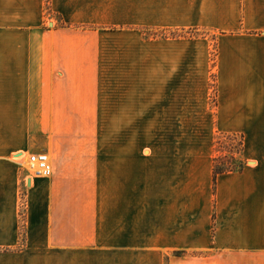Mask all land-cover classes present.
Here are the masks:
<instances>
[{
	"label": "crops",
	"instance_id": "1",
	"mask_svg": "<svg viewBox=\"0 0 264 264\" xmlns=\"http://www.w3.org/2000/svg\"><path fill=\"white\" fill-rule=\"evenodd\" d=\"M152 108L175 129L158 153L50 151L60 124L150 122ZM241 131L243 169L214 186V136ZM263 135L264 0H0V264H50L60 200L64 264H264ZM41 152L58 156L52 178L25 167Z\"/></svg>",
	"mask_w": 264,
	"mask_h": 264
},
{
	"label": "rangeland",
	"instance_id": "2",
	"mask_svg": "<svg viewBox=\"0 0 264 264\" xmlns=\"http://www.w3.org/2000/svg\"><path fill=\"white\" fill-rule=\"evenodd\" d=\"M49 1V0H48ZM139 31L145 37H158V36H177V35H190V36H206L210 34L205 30H187V31H163L161 29H148V28H138ZM145 32V34L143 33ZM215 49V43H212V53ZM214 80V79H213ZM214 83L211 82V89L209 91L210 94V107L213 106L215 101V90L212 87ZM111 93V92H104ZM150 93L151 98L149 100L150 103L157 104V96L159 92H147ZM102 102L104 104H110L111 100L109 97H105ZM148 102V101H147ZM157 107V105H156ZM151 118H153L150 122H134V123H111V122H95V123H66L60 124L58 128H56L55 134V144L50 148L51 149H62L69 151L71 153L69 157V161L72 163L78 162L80 156L77 155L78 152L83 153L84 150L87 152H92L90 155H87L86 158L88 162H94L96 159L97 152H110V149L113 147H134L136 152V157L138 153H141V156H148L151 152L158 153L160 147H164L169 145L170 142H174L175 129L174 124L163 123L157 121L158 118V109L152 108L150 112ZM180 132V131H179ZM172 133V135H170ZM232 133V132H227ZM235 133V132H233ZM237 136L231 137L232 140H228L222 137V145L219 147V152L230 156L233 154L234 157L241 158L244 161L242 151L241 155L236 152L237 144L239 141V135H243V150H244V142H245V134L243 131L236 132ZM217 134H215L214 139ZM234 138V139H233ZM261 144L264 146V135L261 139ZM213 148H214V140H213ZM147 150L149 153L147 154ZM215 155L217 154L215 152ZM82 155V154H81ZM214 155V156H215ZM48 157L55 158L53 163V174L49 177H42L44 179L52 178L53 175H57L58 171L56 169L58 156L52 155L48 152ZM157 157V155H156ZM17 158V157H15ZM84 158V155L81 156V159ZM28 161V159L25 158ZM138 161L136 160V163ZM29 163V162H28ZM31 163V162H30ZM245 163V161H244ZM248 164H251L249 162ZM25 161V167H26ZM31 167V165H30ZM28 167L27 171L34 178H37L34 175V167ZM35 170V169H34ZM85 170H79L76 168L70 171H64L66 178L71 179L72 184H76L80 174L84 173ZM97 173V172H96ZM88 179L95 178L94 170H87L86 174ZM31 179V177H29ZM28 178V179H29ZM55 209L52 211L53 214V232L50 235V264H64L63 262V252H62V217H63V203L60 201H56L53 204ZM68 205V204H67ZM73 208L71 207V210ZM25 217V206L24 204L20 207V232H21V241H25V233H24V218ZM25 243V242H24ZM18 248V247H17ZM7 251V249H0L1 251ZM8 252V251H7Z\"/></svg>",
	"mask_w": 264,
	"mask_h": 264
},
{
	"label": "trees",
	"instance_id": "3",
	"mask_svg": "<svg viewBox=\"0 0 264 264\" xmlns=\"http://www.w3.org/2000/svg\"><path fill=\"white\" fill-rule=\"evenodd\" d=\"M145 34V32H143ZM216 103V102H215ZM236 133H227V132H218L215 139H214V149L217 153L213 158V165H212V180L213 184L215 186L217 176L223 173L228 172H235V171H241L244 166V161L241 158L234 157L233 154H230V156H227L226 154H223L222 152H219V147L222 145V137L232 140L231 137H236ZM239 141L236 149V152L241 155L243 151V135H239ZM233 138V139H234ZM182 254V251H175L174 255L179 256Z\"/></svg>",
	"mask_w": 264,
	"mask_h": 264
},
{
	"label": "built area",
	"instance_id": "4",
	"mask_svg": "<svg viewBox=\"0 0 264 264\" xmlns=\"http://www.w3.org/2000/svg\"><path fill=\"white\" fill-rule=\"evenodd\" d=\"M31 160H35L37 162L35 176L47 177L51 172V164L48 157V154L45 152L38 153L34 156L30 157Z\"/></svg>",
	"mask_w": 264,
	"mask_h": 264
},
{
	"label": "bare ground",
	"instance_id": "5",
	"mask_svg": "<svg viewBox=\"0 0 264 264\" xmlns=\"http://www.w3.org/2000/svg\"><path fill=\"white\" fill-rule=\"evenodd\" d=\"M30 162H31V163H30ZM30 162H29V163L27 162L26 165H27L28 167H30V165H31V167H34V169L36 170L35 167H36V165H37V162H36L35 160H31V159H30ZM31 167H30V168H31ZM34 169H32V170L35 172ZM51 171H52V169H51ZM50 174H51V172L49 173V175H50ZM49 175H48V176H49ZM39 177H42V176H39Z\"/></svg>",
	"mask_w": 264,
	"mask_h": 264
}]
</instances>
